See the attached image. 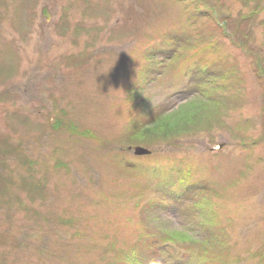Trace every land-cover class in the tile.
<instances>
[{"label":"rangeland","instance_id":"obj_1","mask_svg":"<svg viewBox=\"0 0 264 264\" xmlns=\"http://www.w3.org/2000/svg\"><path fill=\"white\" fill-rule=\"evenodd\" d=\"M183 1L0 0V264H106L101 253L120 264L114 248L130 264H160L161 257L165 264H199V254L212 258L217 247L211 234L224 231L231 247L244 246L264 264V141H254L264 140V84L245 54L264 56V5L204 0L207 16H196L201 7ZM184 29L177 50L192 62L171 67L165 46L154 56L166 70L162 78L135 83L146 75L151 48L160 46L151 39L169 45L165 37ZM199 41L211 48L191 49ZM235 63V96L201 97L203 80L191 96L206 106L207 118L129 138L130 115L153 106L172 114L182 99L172 95L191 86L192 73L198 80L207 69L213 80ZM185 113L200 109H182L169 121ZM225 135L231 141L217 148ZM130 142L152 153L137 156ZM187 180L197 181V194L185 201L194 184ZM176 192L184 193L174 198ZM168 195L180 212L160 206ZM196 200L215 219L190 213ZM60 214L70 224L57 223ZM158 239L170 250L157 249Z\"/></svg>","mask_w":264,"mask_h":264},{"label":"bare ground","instance_id":"obj_2","mask_svg":"<svg viewBox=\"0 0 264 264\" xmlns=\"http://www.w3.org/2000/svg\"><path fill=\"white\" fill-rule=\"evenodd\" d=\"M45 14L47 15V17L49 16L47 14V12H46V9H45ZM165 38H166V40H165L166 42L169 41L168 37H165ZM154 40L156 42H159L158 44L160 46L157 47L154 50H153V48H151V52H150V55H149V64H148L147 68L145 69V72H144L145 74H148V73L152 72L154 70V68L159 69V66L158 65L160 64V61L154 59L155 54H157V51L156 50H158V49L161 50L163 47H165L168 44V43H163V40L162 39H158L156 37L151 39V41H154ZM164 44H166V45H164ZM208 46L209 45H206V47H208ZM233 46L240 47V45L238 43H234ZM209 48H211V46H209ZM245 54L247 56L246 58L249 59V60L254 57V55H252L253 53L251 54L249 52H245ZM152 59L155 60V61H152ZM223 64L225 66L227 63H223ZM238 64L240 66H242V64L240 63V61L238 62ZM258 65H259V63L258 62H255L251 66V68H249V69H252V71L254 72L255 76L258 74V72H259L260 69H263L264 70V63L261 65V67H257ZM237 67H238L237 66V63H235V65L233 67L231 65L229 67L226 66V69L225 70L231 71L232 73H239L238 70H237ZM260 82H261V84H264V79H260ZM133 88L135 90L137 89L136 90V94H138V95H139V93H137V92H141L142 91V90H140V89H138L136 87H133ZM201 90L204 92V94L206 96H210V92L216 91L217 90V86H216V84L213 82V80L210 77H206L203 80L202 84H201ZM176 96L180 98L179 95H176ZM160 102H161V104L166 105V103H164L162 101H160ZM187 102L188 101L181 103V105H178L174 109V110H176V111H174V113H176L177 110L184 103H187ZM212 105L214 106V101L213 100H212ZM196 107H198V110L200 109V113L195 114V116H197L196 118H199V119L207 118V116L205 115V110H207L206 106H202L201 107V104H200V106H196ZM259 111L264 116V104H261V108L259 109ZM153 114H154V116L159 117L160 114H161V112H160V110H157V111H154ZM183 117L186 120H188L190 118V116H183ZM258 125H259V128H260L261 127V124L259 122H258ZM222 138L223 139H221L220 141H218L217 148H221L228 141H231V139H230L229 136H226L225 135ZM254 141L256 143H262L264 140H263V138L261 136H257V137L254 138ZM120 158H121V156H120ZM191 179H194V178L191 177ZM187 181H190L191 183H194V184H189V186H187V187H189V191L186 192L185 201L187 200V198H189V199L195 198L196 197L195 194H197V189H196V186H195V184L197 183V181L196 180H192V181L191 180H187ZM201 184H202V186H205L203 182H201ZM162 203H165V204H167V205L170 206V212H175L177 210V207L175 206V204L172 201H168L167 200V201H162ZM185 204H186V202H185ZM191 208L194 210V212H195L194 214L199 215V217H201V218H204L206 220H213V219H215V216L213 215V213L211 211H209L206 214L207 208H205L201 203L197 202V200L193 203V205L191 206ZM58 222H61V221H58ZM105 232L108 233V230H105ZM230 236L231 235H229L226 231L212 233L211 234V237L214 240V242L217 243V247L213 251L210 252L212 254V258L211 257L208 258V257H206L204 255H200L199 254L198 255V263L199 264H222L223 261H227V264H257V263H254V261L256 260L255 257H254V255L252 253H250L249 252L250 250L246 249L244 246L238 245L236 247H231V245H230V242H231ZM261 237L262 236H260L259 239ZM105 239H109V238H107V236H106V237L103 238V240H105ZM263 241H264V235H263V238L260 240V242H263ZM109 242H110V240L105 245H107ZM175 242L176 243H180V239H177ZM154 245H155V247L157 246V249L158 248H161L160 249L161 251H166V250L169 251L170 250L169 243H167V241H165V240H161V239L154 240ZM113 246H114V242H112L110 244V247H113ZM114 250H115V248L112 251H110L111 254L114 255V258L116 260L122 261V253H113ZM226 250H233V251H237L239 253L237 255H235L234 257L229 258V257L226 256L227 254L224 253V251H226ZM165 258H167V257H165ZM246 259H250V260L246 261ZM125 260L126 261H130L128 258H125Z\"/></svg>","mask_w":264,"mask_h":264},{"label":"trees","instance_id":"obj_3","mask_svg":"<svg viewBox=\"0 0 264 264\" xmlns=\"http://www.w3.org/2000/svg\"><path fill=\"white\" fill-rule=\"evenodd\" d=\"M240 1L241 2H244V1H247L248 2L250 0H240ZM256 1H258V3L255 4L256 5V8L263 7L264 4L263 3H260L261 0H255L254 3ZM214 2H219V0H216ZM251 5L253 6V4H251ZM214 6H216V5H214ZM236 34L237 33H235V36H236ZM240 40H242V39L239 38V41ZM235 42L236 43H239V42H237V40ZM190 47H191V49H193L195 47V43H194V47H193V45H191ZM196 106H198L197 100L194 99L192 101H188L187 103H184L177 110V112H179V111H181L182 109H185V108H192V109H195V111H196V108H198ZM173 114H175V113L174 112L172 114L171 113H164V114H160L159 117L154 116L153 113H152L151 116H149V115L144 116L143 115L144 117L143 116L140 117V116H136L135 115L132 118L133 121H132L131 130L130 131H127L128 132L127 134H128V136H129V138L131 140H135V138L137 140H140L141 138H144V137H147L148 136V131L150 129H152V130H155V129H165L164 131H167L168 129H172V128H174V127H176V126H178V125H180L182 123H185L186 119L184 117H183V119L179 117L177 119H174L173 121H169L171 119V117L173 116ZM185 114H188V113H185ZM191 114H188V115H190V118H194V117L196 118V116L191 115ZM159 122H161V123H159ZM172 125H176V126H172ZM27 163H28L29 166L31 165V161H27ZM32 163H33V161H32ZM42 188H43L42 183H41V186L40 187L36 186V191L33 194H31L30 199L31 200L35 199V196L38 195L42 191ZM59 219L63 223H68L69 221L72 220L71 218H64V217H61V216L59 217Z\"/></svg>","mask_w":264,"mask_h":264},{"label":"water","instance_id":"obj_4","mask_svg":"<svg viewBox=\"0 0 264 264\" xmlns=\"http://www.w3.org/2000/svg\"><path fill=\"white\" fill-rule=\"evenodd\" d=\"M136 152L137 153H146V152H148V149L143 148L141 146H136Z\"/></svg>","mask_w":264,"mask_h":264}]
</instances>
